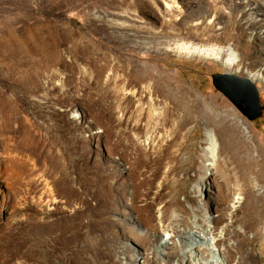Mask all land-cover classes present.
Here are the masks:
<instances>
[{
    "label": "rangeland",
    "instance_id": "374dc122",
    "mask_svg": "<svg viewBox=\"0 0 264 264\" xmlns=\"http://www.w3.org/2000/svg\"><path fill=\"white\" fill-rule=\"evenodd\" d=\"M241 2L223 0L224 17L216 19L194 15L202 3L192 0H0V90L11 123L0 131V264H134L154 245L160 206L185 215L198 206L193 189L205 125L193 120L180 128L184 112L163 96L169 89L192 106L229 114L222 122L248 137L264 178V15L252 18ZM233 16L246 29L238 49L221 57L180 51L233 46L186 31L212 21L220 34ZM253 21L258 25L249 27ZM27 45L52 48L36 57L38 77L18 96L24 78L5 70V48L24 54ZM234 51L240 62L228 70L223 63ZM216 74L248 79L260 117L244 116L214 86ZM142 77L160 83L151 94L158 117ZM260 193L264 182L255 206L243 200L231 225L252 242L248 254L264 247Z\"/></svg>",
    "mask_w": 264,
    "mask_h": 264
},
{
    "label": "bare ground",
    "instance_id": "6f19581e",
    "mask_svg": "<svg viewBox=\"0 0 264 264\" xmlns=\"http://www.w3.org/2000/svg\"><path fill=\"white\" fill-rule=\"evenodd\" d=\"M200 2L202 6L199 12L194 11V15L198 13L207 17L214 15L216 19L224 17V12L219 6L223 3V0H192L193 5H198ZM241 4L248 8L252 18L257 19L264 15V4L260 0H244V3L241 2ZM230 20L233 28H229L232 25L220 28L219 30H222L220 34L215 31L216 26L212 21L204 28L191 25L186 31L188 35H193V37L194 35L203 34L206 36L205 42L228 43L233 41V46L223 49L220 48L221 46L204 48L207 44L203 48L180 45V51L184 50L190 55L201 54L210 57H221L230 50L238 49L239 43L237 41L238 39L244 40L246 29L242 21L237 19L236 16H233ZM257 25L258 23L253 21L249 27L254 28ZM172 31H175L177 35L184 33V30H180V28H174ZM168 32L173 33L171 30ZM51 48L44 45H27L23 51L24 54L13 50L12 47L9 50L5 48L7 53L5 70L9 72L13 68L15 75L24 78L14 89V92H19L18 96L23 92L21 90L24 84H28L31 82L30 80L35 81V78L38 77L39 62L36 57L50 54L51 51L49 53L48 49ZM2 54L3 51L0 52V57ZM235 57L237 58L234 51L223 63L228 70H233L236 63L240 62L236 61ZM145 82L146 80L143 77L139 80L140 84H145L146 91H149L147 92L150 93L152 111L154 116L158 117L160 114L159 108L151 94L152 91H160V83L155 81L151 85L152 83ZM133 93L135 94V92ZM164 93L163 96L170 99L174 110L184 112V118L178 124L180 128H184L193 120L203 122L205 125L202 144L199 148V178L193 189V193L199 197V203L197 207L190 208L186 215L177 207L167 210L165 206H160L157 216L158 228L154 232L156 233L154 245L145 252L139 253L135 257L134 264H155L158 261L162 264H177V262H179L178 264H264V247L258 252L253 251L248 254L246 246L250 247L252 242L247 241L240 232H232L231 227L239 212L242 211L243 200L244 204L248 202L251 207L255 206V192L263 188L264 178L260 171L256 170L258 162L249 156L248 137L242 134L238 125H230L227 121L222 122L230 116L229 114L224 115L214 107V109H205L202 105L192 106L185 102V96L181 99L175 98V94L171 89L164 91ZM140 98H138V101L142 102V98ZM7 109L8 99L5 97L4 92L0 90L1 133L8 132L10 128L11 123L7 118ZM166 112V116H164L168 121L172 111ZM122 116L124 117L123 114ZM154 116L150 114L148 116L149 120ZM216 116L220 117V121L215 120ZM119 121L121 123L122 119ZM139 134L135 133V138L144 147L147 143L142 142ZM206 193L208 202L204 204L203 197ZM258 195L257 201L261 202L264 194L260 193ZM213 207H215L216 215L212 213ZM248 214L253 217V220L256 219L255 212ZM242 228L246 232L250 226L245 224L242 225ZM151 255H154L155 260H152ZM123 259H125V256H123Z\"/></svg>",
    "mask_w": 264,
    "mask_h": 264
},
{
    "label": "water",
    "instance_id": "95a60500",
    "mask_svg": "<svg viewBox=\"0 0 264 264\" xmlns=\"http://www.w3.org/2000/svg\"><path fill=\"white\" fill-rule=\"evenodd\" d=\"M213 84L249 120L260 117V98L248 79L230 74H216L213 76Z\"/></svg>",
    "mask_w": 264,
    "mask_h": 264
}]
</instances>
